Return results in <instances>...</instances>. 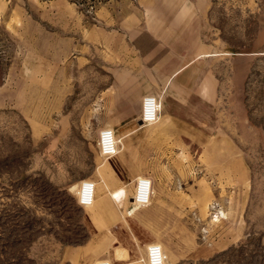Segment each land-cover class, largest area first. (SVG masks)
I'll list each match as a JSON object with an SVG mask.
<instances>
[{
    "label": "rangeland",
    "instance_id": "obj_1",
    "mask_svg": "<svg viewBox=\"0 0 264 264\" xmlns=\"http://www.w3.org/2000/svg\"><path fill=\"white\" fill-rule=\"evenodd\" d=\"M142 3L0 0V264H91L71 249L88 238L75 189L95 180V119L78 116L77 95L66 107L50 96L49 109L32 81L49 47L71 51L94 40L81 32L117 29ZM208 26L202 41L224 55L214 66L218 92L249 124L201 135L220 148L214 165L201 149L185 153L182 224L145 228L140 239L159 245L165 264H264V0H211Z\"/></svg>",
    "mask_w": 264,
    "mask_h": 264
},
{
    "label": "crops",
    "instance_id": "obj_2",
    "mask_svg": "<svg viewBox=\"0 0 264 264\" xmlns=\"http://www.w3.org/2000/svg\"><path fill=\"white\" fill-rule=\"evenodd\" d=\"M142 4L143 12L122 16L117 29L81 32V38L94 40H83L71 51L49 47L47 66L38 67L32 81L45 87L39 92L48 98L49 109L50 96L64 107L69 97L78 96V116L95 119L96 146L105 115L119 139L117 154L99 158L97 150L93 202L79 205L88 238L71 254H84L91 264L107 259L103 255L111 264H145L141 231H174L182 224L185 153L201 149L207 165H214L220 147L201 135L247 129L249 124L247 111L233 110L218 92L214 66L223 53L202 41L209 36L211 0ZM146 95L162 96L160 118L151 124L140 120ZM142 177L151 181V201L133 207L135 185ZM166 237L161 240L167 248ZM169 248L174 251V245ZM118 253L122 256L116 257Z\"/></svg>",
    "mask_w": 264,
    "mask_h": 264
},
{
    "label": "built area",
    "instance_id": "obj_3",
    "mask_svg": "<svg viewBox=\"0 0 264 264\" xmlns=\"http://www.w3.org/2000/svg\"><path fill=\"white\" fill-rule=\"evenodd\" d=\"M161 95H146L142 99L140 120L143 124H151L157 122L161 112ZM119 139L116 138L112 128L104 127L99 131L97 146L99 154L103 157H110L118 153ZM95 182L83 180L76 186L75 194L77 203L82 206H89L93 202ZM151 181L149 178L142 177L136 182L134 194L132 196V204L134 207L146 206L151 201L152 195ZM222 216L221 212H218ZM145 264H164L165 256L155 243L147 245ZM96 264H111L108 259L97 261Z\"/></svg>",
    "mask_w": 264,
    "mask_h": 264
},
{
    "label": "trees",
    "instance_id": "obj_4",
    "mask_svg": "<svg viewBox=\"0 0 264 264\" xmlns=\"http://www.w3.org/2000/svg\"><path fill=\"white\" fill-rule=\"evenodd\" d=\"M74 1L77 2V3H82V2H85L86 0H74Z\"/></svg>",
    "mask_w": 264,
    "mask_h": 264
},
{
    "label": "bare ground",
    "instance_id": "obj_5",
    "mask_svg": "<svg viewBox=\"0 0 264 264\" xmlns=\"http://www.w3.org/2000/svg\"><path fill=\"white\" fill-rule=\"evenodd\" d=\"M134 207V206H133ZM160 247V246H159ZM161 248V247H160ZM162 250V249H161ZM163 252V251H162ZM165 256V255H164ZM165 260H166V257H165ZM164 264H165V262H164Z\"/></svg>",
    "mask_w": 264,
    "mask_h": 264
}]
</instances>
